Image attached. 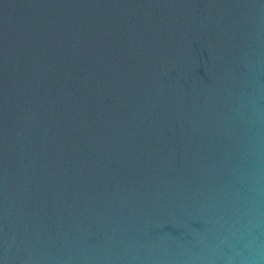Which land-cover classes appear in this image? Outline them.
Segmentation results:
<instances>
[{"label": "water", "instance_id": "obj_1", "mask_svg": "<svg viewBox=\"0 0 264 264\" xmlns=\"http://www.w3.org/2000/svg\"><path fill=\"white\" fill-rule=\"evenodd\" d=\"M0 264H264V0H0Z\"/></svg>", "mask_w": 264, "mask_h": 264}]
</instances>
